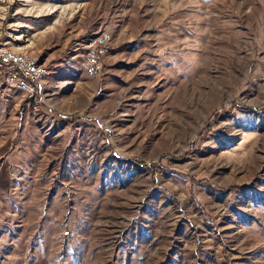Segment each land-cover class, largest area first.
I'll return each mask as SVG.
<instances>
[{"label":"rangeland","instance_id":"1","mask_svg":"<svg viewBox=\"0 0 264 264\" xmlns=\"http://www.w3.org/2000/svg\"><path fill=\"white\" fill-rule=\"evenodd\" d=\"M84 1L101 5L0 0V45L61 73L31 100L0 95L22 218L50 235L35 262L264 264V0ZM53 7L63 32L35 38ZM115 8L131 39L90 79L85 38Z\"/></svg>","mask_w":264,"mask_h":264},{"label":"crops","instance_id":"2","mask_svg":"<svg viewBox=\"0 0 264 264\" xmlns=\"http://www.w3.org/2000/svg\"><path fill=\"white\" fill-rule=\"evenodd\" d=\"M50 1H56V0H50ZM63 1L65 2V4ZM83 1L84 0L82 1L81 0H61L63 4L58 5V6H62V7L66 6V8H69L67 5L69 6L76 5L77 7L91 6L92 8H96L98 10V8L101 5L98 3V1L95 3L93 2L92 4L91 2H87V1L83 2ZM83 3H87V5H82ZM57 9L59 8L53 7L51 10V13H49V17L45 18L44 20L42 19H40L41 21L36 20V19L34 20V24L36 26V29L34 30L35 38H37L38 36L37 32L39 31L41 32L44 31L45 33H48V32H57L59 30V34L61 33L62 27L66 26V20L63 17L67 16V13H68V11L66 12L64 8L62 11L59 12V15L61 16L62 19L58 21L59 23L58 22L57 23L60 25V28L57 27V23H55L53 27H50L47 25L50 23V21H52L53 17L57 15V13L52 14ZM124 9L125 8H122V12H123L122 14L120 13L121 8L120 9L115 8V12L113 15L117 17L122 16L123 17L122 20L117 21V20L110 19V21L105 22V24L97 28V30H100V29L108 30L111 33V37H112V42H111L110 47H108L107 49L103 51V63L106 58L107 59H110V57L111 59L115 58V56L111 54L113 53V51H115L114 49H115V46L117 45V41L119 40L118 38H123V40L131 39L129 38L128 33H130L131 31L132 23H131V20H125L124 17L126 13L124 12ZM40 22H42L41 26H39ZM54 22L55 20L53 21V23ZM117 27H118V32L115 33ZM63 30H66V29H63ZM77 31L79 33L83 32L81 27L77 28L76 25L73 24V26L69 30V33L77 32ZM83 37H86V36H83ZM70 41L71 39L69 40L65 35L63 39L62 37H60L58 44L60 47H65L67 46L68 43H70ZM60 47L55 51L54 55H57L60 52ZM42 59L47 66L53 64L51 62V56L50 57L42 56ZM57 63L58 62H56V64H53L54 67H57V68L51 69L49 67L50 73L44 79L43 83L41 84L40 90L35 94L37 95V97H39L38 93L40 91L41 92L46 91V93L52 91L53 86L56 85V78L61 77V73L59 72ZM59 65H62V62L59 63ZM82 73L85 74L84 72ZM0 82L3 85L4 83L3 71L1 69H0ZM5 87L6 88H2V92H0V95H3V92L7 91L8 89H12L17 93V96L19 93V95L21 94L20 96H22L23 98L27 97V98H24L27 101L31 100L33 96H35V95H27L26 93L20 91L17 87H14V86H12L14 88H8L10 86H6V85ZM2 103H3L2 100H0V115L2 113ZM41 103L43 102L38 101L40 110L43 107L47 108L45 104L44 106ZM47 110L52 111V113L54 115H57V117L60 116V114L54 112L50 108H47ZM1 128L2 126L0 124V129ZM13 134L14 133L10 132L5 135L4 132H0V264H49V261H45V260H40L39 262H35V259L37 260L39 257V255L37 254L38 255L37 256L36 253L50 248L49 243L48 245L45 244V247L41 245L44 239L50 240V235H45V236L36 235L35 228H34L35 221L33 220L30 222L22 218L24 214L26 213V211H21V208L18 203L17 189H15L16 185L11 183V181L13 180V176H14L13 172L15 168L14 167H13L14 169L10 168L9 164L13 165V163H10L9 161L10 159L13 160L12 157L17 155V154H10L12 152H15L16 150L12 148V143H11L13 141ZM5 159H7L6 162H5ZM21 222L23 224L27 223L25 228H21V225H22L20 224Z\"/></svg>","mask_w":264,"mask_h":264},{"label":"built area","instance_id":"3","mask_svg":"<svg viewBox=\"0 0 264 264\" xmlns=\"http://www.w3.org/2000/svg\"><path fill=\"white\" fill-rule=\"evenodd\" d=\"M86 53L81 61V69L90 78H99L103 74L102 51L110 47L111 33L106 29L87 35ZM0 69L7 86H15L27 95H35L50 69L37 55L23 50H15L0 45Z\"/></svg>","mask_w":264,"mask_h":264},{"label":"trees","instance_id":"4","mask_svg":"<svg viewBox=\"0 0 264 264\" xmlns=\"http://www.w3.org/2000/svg\"><path fill=\"white\" fill-rule=\"evenodd\" d=\"M42 105H44V103H41ZM240 107V109H241V111L242 112H256V113H258L259 111H258V109L257 108H251V107H243V106H239ZM61 117V116H60ZM64 120H71V117L70 116H63L62 117ZM215 121H214V119H210L208 122H207V125L205 126V130H210V127H211V125L214 123ZM191 151H190V149H189V151H188V153H190ZM172 156L171 155H163L162 156V158H171ZM141 165H143L142 163H141ZM144 166V165H143Z\"/></svg>","mask_w":264,"mask_h":264},{"label":"bare ground","instance_id":"5","mask_svg":"<svg viewBox=\"0 0 264 264\" xmlns=\"http://www.w3.org/2000/svg\"><path fill=\"white\" fill-rule=\"evenodd\" d=\"M112 38V37H111ZM104 51V50H103ZM103 51H102V54H103ZM42 60V59H41ZM104 64V63H103ZM86 74V73H85ZM88 77V76H87ZM88 78H90V77H88ZM90 79H95V78H90ZM97 79V78H96Z\"/></svg>","mask_w":264,"mask_h":264}]
</instances>
